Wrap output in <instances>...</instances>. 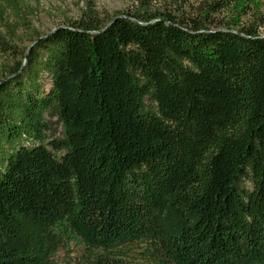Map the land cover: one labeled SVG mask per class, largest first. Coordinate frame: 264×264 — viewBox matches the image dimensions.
Returning <instances> with one entry per match:
<instances>
[{"label":"trees","instance_id":"1","mask_svg":"<svg viewBox=\"0 0 264 264\" xmlns=\"http://www.w3.org/2000/svg\"><path fill=\"white\" fill-rule=\"evenodd\" d=\"M223 5L88 7L0 78V264H56L70 238L89 264L132 244L160 264H264V37L215 19Z\"/></svg>","mask_w":264,"mask_h":264},{"label":"rangeland","instance_id":"2","mask_svg":"<svg viewBox=\"0 0 264 264\" xmlns=\"http://www.w3.org/2000/svg\"><path fill=\"white\" fill-rule=\"evenodd\" d=\"M214 2L224 4L216 7L215 19L254 22L264 37V0H0V35L16 47L13 53L0 50V78L22 61L27 48L38 36L83 16L89 20L88 7L92 8L93 20L107 22L117 14L144 17L159 16L166 11L198 14ZM92 255L96 254L76 238H70L53 258L56 264H89ZM116 255L125 264L161 262L144 244L122 246Z\"/></svg>","mask_w":264,"mask_h":264},{"label":"water","instance_id":"3","mask_svg":"<svg viewBox=\"0 0 264 264\" xmlns=\"http://www.w3.org/2000/svg\"><path fill=\"white\" fill-rule=\"evenodd\" d=\"M53 30H51L49 33H47V34H50L51 32H52ZM47 34H45V35H47ZM44 37V36H43ZM41 38H42V36H41ZM34 42H32L31 43V45L33 44ZM31 45L27 48V49H29L30 47H31ZM27 52V51H26Z\"/></svg>","mask_w":264,"mask_h":264}]
</instances>
